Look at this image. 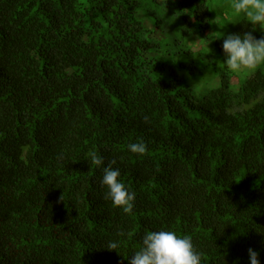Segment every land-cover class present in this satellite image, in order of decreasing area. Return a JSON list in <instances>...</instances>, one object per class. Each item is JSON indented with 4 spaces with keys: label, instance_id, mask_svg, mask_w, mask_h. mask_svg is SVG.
I'll use <instances>...</instances> for the list:
<instances>
[{
    "label": "trees",
    "instance_id": "trees-1",
    "mask_svg": "<svg viewBox=\"0 0 264 264\" xmlns=\"http://www.w3.org/2000/svg\"><path fill=\"white\" fill-rule=\"evenodd\" d=\"M258 26L211 0H0V264H129L152 231L201 264H264V63L220 64ZM193 37L217 67L200 97L173 66ZM112 160L128 214L105 199Z\"/></svg>",
    "mask_w": 264,
    "mask_h": 264
},
{
    "label": "clouds",
    "instance_id": "clouds-1",
    "mask_svg": "<svg viewBox=\"0 0 264 264\" xmlns=\"http://www.w3.org/2000/svg\"><path fill=\"white\" fill-rule=\"evenodd\" d=\"M231 8L234 14L243 13L248 22L255 26L254 30L259 25L260 31L264 32V0H232ZM222 48L227 57L224 62L232 72L255 70L264 63V37L257 39L251 32L227 35ZM128 148L140 155L147 151L144 142L129 144ZM87 160L96 166L104 164L103 158L95 151L88 153ZM115 164L116 161L112 160L104 167L101 185L108 189L105 199H110L114 206L128 214L133 211L136 195L119 182L120 171L113 167ZM142 245L140 251L131 257L129 264H201V256L188 236L178 237L170 231H152L143 237ZM117 247V242H109L106 246L110 251ZM248 255L250 264H259L258 252L249 248Z\"/></svg>",
    "mask_w": 264,
    "mask_h": 264
},
{
    "label": "rangeland",
    "instance_id": "rangeland-1",
    "mask_svg": "<svg viewBox=\"0 0 264 264\" xmlns=\"http://www.w3.org/2000/svg\"><path fill=\"white\" fill-rule=\"evenodd\" d=\"M211 4L218 11H222L230 23L236 22L239 18L246 17L243 13L237 15L234 14V10L231 8L232 0H211ZM153 17V16H152ZM174 24L172 21L169 22L168 27H173ZM259 27V26H258ZM188 43L184 45H179L175 48L179 52L178 55H174L175 68L178 64L190 65L194 67L198 73L192 74L189 71V68L184 69L177 68L178 73H181L186 78L188 84H190L195 91L197 97L207 94L213 87H215V82L213 81L216 75V68H210L206 66V63L209 61L210 57L203 52V43L198 38H191ZM190 46V47H189ZM173 50V51H175ZM216 57L219 54L215 51L212 53ZM220 64H224L222 61ZM223 65V66H224ZM252 71V70H251ZM251 71H244L243 76L251 74Z\"/></svg>",
    "mask_w": 264,
    "mask_h": 264
}]
</instances>
